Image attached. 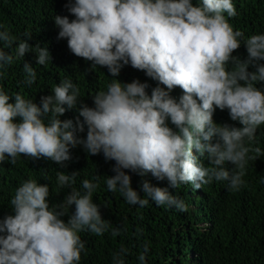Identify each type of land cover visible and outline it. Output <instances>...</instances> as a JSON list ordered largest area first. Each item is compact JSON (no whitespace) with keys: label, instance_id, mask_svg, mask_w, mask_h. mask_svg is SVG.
Here are the masks:
<instances>
[{"label":"clouds","instance_id":"9594fccd","mask_svg":"<svg viewBox=\"0 0 264 264\" xmlns=\"http://www.w3.org/2000/svg\"><path fill=\"white\" fill-rule=\"evenodd\" d=\"M67 8L75 18L56 15L54 23L58 38L67 39L75 56L107 67L113 77L130 63L169 90L180 87L184 94L177 102L156 87L149 96L146 83L122 84L115 79L107 91L94 95V108H80L84 123L77 120L74 126L72 120L58 118L65 112L62 105L71 109L79 98V89L70 80L56 85L54 95L41 97V106L20 94L9 103L10 95L0 90V161L7 156L15 163L23 155L49 158L63 166L71 159L70 147L82 144L90 154L102 152L106 160L115 161V175L106 178L108 190L118 187L131 205L144 207L151 199L157 206L180 212L188 210L183 199L147 181L142 189L148 198H141L122 169L140 175L150 172L158 180L167 179L173 188L191 183L200 189L216 180L238 189L249 158L245 140L252 141L257 128L264 126V64L257 63L264 60V34L246 40L248 60L231 56L243 35L224 15H236L232 0H202L199 6L190 0H70ZM0 41L11 47L16 38L5 30ZM31 49L20 40L17 56L23 58ZM34 49L37 64L50 60L46 47ZM230 60L233 67L227 70ZM12 61V55L0 49V68ZM249 64L254 72L247 71ZM23 71L26 83L35 82L36 71L29 63H24ZM18 116L21 121L16 123ZM169 118L179 132L167 126ZM84 124L87 136L81 140L75 132L84 131ZM254 151L261 153L259 148ZM197 154L212 167L198 164L193 156ZM225 161L236 170H225ZM76 175L58 172L59 185L74 183ZM96 187L84 180L83 195L72 190L60 205L50 208L48 185L25 181L10 202L15 214L0 221V233H7L0 235V264H79L85 242L78 232L101 235L108 227L92 202ZM73 204L75 212L65 223L59 217ZM118 231L114 229L113 235ZM139 260L143 264L145 256Z\"/></svg>","mask_w":264,"mask_h":264},{"label":"trees","instance_id":"16d2710c","mask_svg":"<svg viewBox=\"0 0 264 264\" xmlns=\"http://www.w3.org/2000/svg\"><path fill=\"white\" fill-rule=\"evenodd\" d=\"M70 0H0V32L7 30L16 38L9 47L0 41V49L12 55L11 64L0 68V90L10 95L9 103L15 102V95L31 99L41 106V97L54 95L53 89L64 80H70L79 89L76 105L69 109L67 105L61 121L72 120L75 126L83 117L79 110L86 105L94 108L93 97L98 91H107V85L113 80L122 84L138 80L146 83L147 94L153 88L160 87L169 96L179 102L183 90L174 86L169 90L158 80L146 75L131 64L124 65L116 77L111 76L107 67L93 65L92 61L75 56L67 47L66 38H58L59 28L54 23L56 15L75 17L69 13ZM74 2V0H71ZM193 6L202 4V0H190ZM236 8L234 17L226 19L243 35L238 38L240 47L234 50L232 57L243 62L248 60L246 40L255 34H264V0H232ZM31 35L29 39L27 35ZM20 40H26L32 47L23 58L16 53ZM46 47L50 60L44 65L36 62L35 47ZM29 63L36 71V80L31 85L26 83L23 71L24 63ZM264 64V60L258 61ZM233 61L227 63V70L232 69ZM256 69L249 64L247 71ZM243 81H241L242 84ZM264 84V82H261ZM195 98V97H194ZM199 103V101L197 100ZM51 114L44 117L47 124ZM21 118H14L18 123ZM166 124L174 132H179L170 118ZM77 138L84 140V131L75 132ZM250 149L247 164L242 176L243 183L238 189L229 187L228 181L213 180L194 189L191 183H182L176 188L169 185L167 179L158 180L150 172L144 175L129 169H122L131 177V187L141 198H148L142 189L144 181L151 186L167 188L169 193L185 202L188 210L180 212L175 207L157 206L151 199L141 207L127 203L119 192L110 191L106 178L115 175L114 160H106L103 153L90 154L82 144L70 147L71 159L63 166L45 158H28L20 155L12 163L6 156L0 161V221L8 215H14L10 203L16 189L27 180H35L38 185L47 184L49 207L60 205L66 196L76 190L83 195V181L88 180L97 187L93 190L92 202L99 206L101 218L108 222L107 229L101 235L88 230L78 232L85 248L81 251L79 264H142L139 256L143 254V264H264V126L256 130L252 141L245 140ZM259 148L258 155L254 150ZM197 163L212 167L211 162L202 155H193ZM230 173L235 166L225 161L222 165ZM71 175L76 172L75 181L61 187L57 173ZM57 211H60L57 208ZM64 215L59 219L68 222L75 212V205L65 207ZM119 230L113 235V230ZM6 236L7 233H0Z\"/></svg>","mask_w":264,"mask_h":264}]
</instances>
